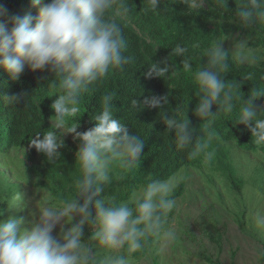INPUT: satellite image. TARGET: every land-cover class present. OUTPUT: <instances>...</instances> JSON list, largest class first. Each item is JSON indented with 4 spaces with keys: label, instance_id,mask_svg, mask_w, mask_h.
<instances>
[{
    "label": "clouds",
    "instance_id": "1",
    "mask_svg": "<svg viewBox=\"0 0 264 264\" xmlns=\"http://www.w3.org/2000/svg\"><path fill=\"white\" fill-rule=\"evenodd\" d=\"M208 0H170V3L186 5L188 12L198 13ZM163 0H147L148 8L160 11L158 4ZM33 6L41 0H32ZM215 4L227 10L228 0H215ZM234 17L238 25L249 29L264 22V0H236ZM115 13L114 9H117ZM130 8L125 0H49L43 3L36 16L11 15L9 30L0 22V67L12 81H19L26 67L35 70L47 68L54 74L63 94H59L50 107L55 112L54 128L47 133H36L30 147L45 154L49 162L57 161L64 147L61 133H73L80 141L75 162L80 175L74 177L75 191L66 198L53 203L51 195L39 205V219L30 228H24V219L9 216L0 220V264H131L134 253L143 252L152 244L163 242L165 246L179 239L177 227L170 216L177 208L174 197L176 189L184 183L186 176L175 173L166 179H153L124 200L108 194L114 180L122 179L117 170L132 169L139 165L144 141L132 134L124 123L114 116L116 109L111 101L114 93L102 98L101 111L92 118L94 127L78 132L77 122L66 124V117H79L82 95L94 85L107 78L110 72L123 71L133 62L126 55L128 41L119 18L128 15ZM7 9L0 4V17ZM229 37L214 39L203 48L200 57L206 58L201 70L196 73L199 102L195 115L208 125L222 113H231L241 103L240 114L235 124H243L250 130L253 142L264 146V105L253 106L259 97H264V88L254 86L245 99L241 91L244 81H226L224 75L232 64L254 66L264 60L257 50L249 46V37L237 39L231 51L225 50L223 41ZM193 48H201L199 43ZM188 48L181 43L172 47L171 57H182L184 69H191ZM170 66L160 67L149 62L147 77L166 79ZM173 72V71H171ZM247 80L251 77L245 75ZM26 94L4 97L8 104L16 105ZM154 108L168 104L167 96H153L144 101ZM137 105V100H132ZM213 105L217 106L215 112ZM161 113L168 132L175 133L176 147L187 150L195 159L204 154L211 159L213 152L207 151L208 144L201 142L196 130L184 112L178 117ZM23 167L22 176L9 191L7 181L0 177V203L9 209H26L30 198L18 184H26ZM45 192L47 188H42ZM39 191V190H38ZM102 193H105L102 195ZM40 200V199H39ZM3 210L0 209V215ZM78 217V219H76ZM60 225L59 236L53 231ZM65 225H71L65 228ZM92 229L87 240L83 239L85 226ZM249 229L259 241H264V210L250 214ZM96 243L93 244L92 242ZM257 260L264 262V246L256 248Z\"/></svg>",
    "mask_w": 264,
    "mask_h": 264
},
{
    "label": "trees",
    "instance_id": "2",
    "mask_svg": "<svg viewBox=\"0 0 264 264\" xmlns=\"http://www.w3.org/2000/svg\"><path fill=\"white\" fill-rule=\"evenodd\" d=\"M47 2L49 0H41V4L33 6L32 0H0V4L7 9V15L0 17V22H4L10 30L12 24L8 22L9 16H36L42 4ZM125 2L130 12L127 16L119 18V22L128 41L126 55L132 56L133 62L123 71L110 72L107 78L82 95L78 105L79 117H66V124L73 125L77 122L78 132L94 127L95 121L92 118L101 111L103 96L114 93L115 97L111 101L116 109L114 116L125 124L130 133L141 136L144 147L139 165L132 169H124L122 172L118 169L117 172L122 179L114 180L106 192L124 200L138 186L145 185L149 176L153 179H166L184 166L188 169L193 167L205 175L212 188L216 189L217 195L221 196L222 193L221 187L217 184L218 179L224 185L223 192L232 195L233 201L236 197L239 198L238 206L244 218L242 230H247L245 223L247 203L243 198L247 183L250 182L255 190L258 189L264 194V162L262 160L254 162L249 156L260 152L264 155V146H257L253 142L250 130L243 124H235L240 114L239 101L235 102L233 112H221L215 122L208 126L206 121L195 115V108L199 102L195 76L206 62V58L200 57L202 49L224 34L229 37L223 41L225 50L231 51L224 42L229 44L247 36L249 46L259 47L257 54L264 57V22L258 21L249 29L240 27L234 17L236 0H228L227 10L219 8L215 0H208L198 13L188 12L186 5L170 3V0H163L162 4H158L160 11L156 12L148 8L147 0ZM116 11L118 8L113 10L114 13ZM177 43L188 48L191 69L183 68L182 57L170 56L172 47ZM197 43L201 48H193ZM149 62L160 67L169 65L170 71L166 73V76H169L166 79L147 77ZM245 75L251 79L247 80ZM223 79L244 81L241 91L247 99L254 86L264 88V60L254 66L232 64ZM22 93L26 96L16 105L8 104L4 99L12 94ZM59 94H63L59 83L47 68L33 71L26 67L19 81H12L4 68L0 67V161L13 150L15 152L22 150L30 159H34L35 153H38L40 161L37 163L33 161L29 170L35 171L38 175L36 184L47 187L57 200L66 198L75 191L74 177L80 175L75 154L80 141L74 139L73 133H61L59 129H55L54 131L63 139L64 147L58 149L61 153L60 158L55 162H49L45 154L38 152L34 146L30 147V140L36 138L37 132L41 133L42 138L43 133L53 130L55 112L50 105ZM153 96H167L168 104L163 108L149 107L144 101ZM133 99L137 100L135 107L132 105ZM262 105L264 97H259L253 102L256 108ZM176 110L178 117H182L186 112L190 127L196 130L201 142L208 144L207 151L213 152L210 160L206 159L203 153L191 159L187 150L176 147L175 133L167 131L161 114L163 112L174 115ZM216 110L217 106L213 105L212 111ZM238 149L249 157L248 161L239 164L234 155ZM205 167L209 170L205 171ZM1 175L7 176V173L0 170V177ZM3 179L8 180V187L14 186L15 182H11L9 177ZM183 187L184 183L176 189L174 197L182 193ZM5 207L6 203H0V209L4 210ZM147 250L132 255L139 257Z\"/></svg>",
    "mask_w": 264,
    "mask_h": 264
},
{
    "label": "rangeland",
    "instance_id": "3",
    "mask_svg": "<svg viewBox=\"0 0 264 264\" xmlns=\"http://www.w3.org/2000/svg\"><path fill=\"white\" fill-rule=\"evenodd\" d=\"M233 44V41L229 44L224 42L231 50ZM251 48L257 50L259 47ZM234 155L239 164L248 161L249 157L254 162L261 160L264 162L262 152L250 154L248 157L238 149ZM33 161L36 163L40 161L38 153H35L34 159H30L22 150L10 151L1 158L0 170L7 173V176L1 177H9L11 182H16L22 176L24 167L27 183L18 184V189L26 192L30 203L26 209H9L6 205L0 220H7L9 216L22 217L25 221L22 227L30 228L39 219L40 201L48 195L53 198V203L58 201L47 187L45 192L42 189L45 187L36 184L38 175L35 171L29 170ZM204 170L209 169L205 167ZM178 172L186 176L182 193L175 197L177 208L170 216L171 223L177 227L180 234L178 241L167 246L163 242L154 243L139 257L132 255L131 264H264L256 258V248L264 246V241L257 240L249 229L250 214L256 210H264V194L258 189L255 190L250 182L247 183L243 197L247 203L245 211L247 230H242L244 218L239 210V198L236 197L233 201L232 195L223 192L224 185L221 181L217 179L222 191L219 196L205 175L193 167L188 169L184 166L176 173ZM141 186L144 185L133 191ZM8 188L10 191L11 186ZM90 230L92 229L86 225L83 239H88ZM60 231L61 227L57 225L53 235L58 237Z\"/></svg>",
    "mask_w": 264,
    "mask_h": 264
}]
</instances>
